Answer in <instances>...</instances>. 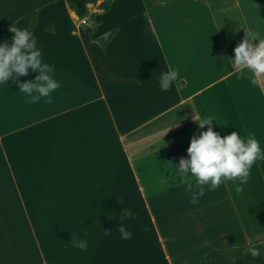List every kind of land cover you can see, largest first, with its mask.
<instances>
[{"label": "crops", "instance_id": "0c3cea01", "mask_svg": "<svg viewBox=\"0 0 264 264\" xmlns=\"http://www.w3.org/2000/svg\"><path fill=\"white\" fill-rule=\"evenodd\" d=\"M62 1L29 29L60 84L52 103L19 91L31 69L0 82V264H199L212 249L264 241V77L253 84L231 61L246 29L264 39V0L216 11L208 0H112L108 10L83 0L93 18L83 30L75 0L65 25ZM9 26L0 21V44L12 43ZM169 66L178 78L162 91ZM206 118L221 137L256 138L261 156L247 183L204 185L194 205L196 178L174 166ZM123 209L134 214L128 240Z\"/></svg>", "mask_w": 264, "mask_h": 264}, {"label": "clouds", "instance_id": "9594fccd", "mask_svg": "<svg viewBox=\"0 0 264 264\" xmlns=\"http://www.w3.org/2000/svg\"><path fill=\"white\" fill-rule=\"evenodd\" d=\"M8 31L14 35L11 37L10 45L7 42L0 44V82L6 83L14 76H27L31 69L39 74L34 80L23 83L15 79L19 91L27 94L29 103H38L42 98H47L46 102L52 103L50 94L60 87L59 82L51 75L54 72V66L42 62V52L37 47L36 38L29 29H21L13 23ZM234 53V57L231 58L234 70L247 69L251 82L258 84L264 77V39H258L255 33L246 29L245 36L234 48ZM177 78L178 71L169 66L167 72L160 74L161 90L169 91ZM194 120L198 121L201 128L208 125L207 130L200 132L198 136H192L187 148L188 158L181 157L179 165L174 167H178L181 178L189 173L196 178L199 191L194 192L191 199V203L195 205L199 202V197L204 195V185L210 183V190H215L220 186L222 178L230 181L239 179L241 184L247 183L252 165L261 156V149L256 138L249 136L245 141L237 131L221 137L213 130L211 118ZM241 191L243 188L237 185L236 192ZM133 217L134 214L130 209L122 210L120 217L122 222L118 230L124 240L131 239L132 233L126 229L123 221ZM105 234L110 235V231L105 229ZM84 235H87V231ZM77 236V233L70 235L72 247L86 251L87 240L77 239ZM244 251L253 258L264 254V248L251 242L247 244Z\"/></svg>", "mask_w": 264, "mask_h": 264}, {"label": "trees", "instance_id": "16d2710c", "mask_svg": "<svg viewBox=\"0 0 264 264\" xmlns=\"http://www.w3.org/2000/svg\"><path fill=\"white\" fill-rule=\"evenodd\" d=\"M55 1L57 0H0V21L3 25L9 26L21 18H26L24 28H33L38 23L39 10ZM86 1L97 2L98 0ZM208 1L212 11L230 7L235 3V0ZM111 2L112 0H102L99 6L104 10H108ZM115 31L114 29L107 36L98 38L103 48H106L107 43L111 40ZM253 244L264 248V241ZM246 246L212 249L199 264H264V254L258 258H253L245 254L244 249Z\"/></svg>", "mask_w": 264, "mask_h": 264}, {"label": "rangeland", "instance_id": "374dc122", "mask_svg": "<svg viewBox=\"0 0 264 264\" xmlns=\"http://www.w3.org/2000/svg\"><path fill=\"white\" fill-rule=\"evenodd\" d=\"M66 1L67 0H63L61 2V4L59 5L61 10H59L58 12L61 11V15L60 16L63 18V22L65 23V25L68 26V24L72 21V18L70 17V14L66 13V11H65ZM75 1H76L77 5H78L77 13L79 15V20H81L83 18H86L89 21V23L88 22H82L81 23L82 27H80L79 29L83 30V29L89 28L90 24H92V21H93V18L91 16L92 14L89 15V10L86 7V5H85L83 0H75Z\"/></svg>", "mask_w": 264, "mask_h": 264}, {"label": "built area", "instance_id": "2783aa9c", "mask_svg": "<svg viewBox=\"0 0 264 264\" xmlns=\"http://www.w3.org/2000/svg\"><path fill=\"white\" fill-rule=\"evenodd\" d=\"M86 21V19H84V22Z\"/></svg>", "mask_w": 264, "mask_h": 264}]
</instances>
